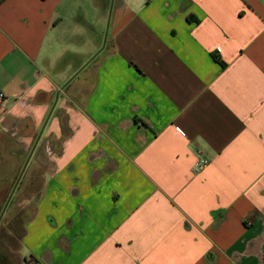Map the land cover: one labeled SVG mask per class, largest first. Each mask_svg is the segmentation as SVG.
<instances>
[{"label": "crops", "instance_id": "crops-1", "mask_svg": "<svg viewBox=\"0 0 264 264\" xmlns=\"http://www.w3.org/2000/svg\"><path fill=\"white\" fill-rule=\"evenodd\" d=\"M0 92L21 264H264V0H0Z\"/></svg>", "mask_w": 264, "mask_h": 264}, {"label": "rangeland", "instance_id": "rangeland-1", "mask_svg": "<svg viewBox=\"0 0 264 264\" xmlns=\"http://www.w3.org/2000/svg\"><path fill=\"white\" fill-rule=\"evenodd\" d=\"M83 3L84 0H81ZM108 13L110 7H108ZM12 187V185H11ZM11 189V188H10ZM5 194V199L10 192ZM4 200L0 201V212ZM17 201V200H16ZM22 201V200H21ZM16 204V203H15ZM17 205V204H16ZM32 206L19 210L17 214H4L0 220V264H21L22 252L20 251V238L23 233L25 221L28 219ZM21 252V253H20Z\"/></svg>", "mask_w": 264, "mask_h": 264}, {"label": "built area", "instance_id": "built-area-1", "mask_svg": "<svg viewBox=\"0 0 264 264\" xmlns=\"http://www.w3.org/2000/svg\"><path fill=\"white\" fill-rule=\"evenodd\" d=\"M3 98H4V94L0 92V102L3 100ZM208 162L209 160L206 158H199L195 163V165L193 166V171L198 172L202 170L204 167L207 166Z\"/></svg>", "mask_w": 264, "mask_h": 264}, {"label": "water", "instance_id": "water-1", "mask_svg": "<svg viewBox=\"0 0 264 264\" xmlns=\"http://www.w3.org/2000/svg\"><path fill=\"white\" fill-rule=\"evenodd\" d=\"M110 9H111V5H110ZM109 13H110V12H109ZM25 164H26V163H25ZM24 167H25V166H23V169H24ZM23 169L21 170V173H22ZM21 173H20V175H21ZM15 186H16V184H15ZM15 186L13 187L12 192H13ZM12 192H11V194L9 195V197L7 198L6 203H5V206H6V204L9 202V199H10V197H11V195H12ZM3 211H4V208L2 209V212H1L0 215H2Z\"/></svg>", "mask_w": 264, "mask_h": 264}, {"label": "flooded vegetation", "instance_id": "flooded-vegetation-1", "mask_svg": "<svg viewBox=\"0 0 264 264\" xmlns=\"http://www.w3.org/2000/svg\"><path fill=\"white\" fill-rule=\"evenodd\" d=\"M2 212V211H1ZM1 212H0V214H1ZM3 217V214L2 215H0V220H1V218Z\"/></svg>", "mask_w": 264, "mask_h": 264}, {"label": "trees", "instance_id": "trees-1", "mask_svg": "<svg viewBox=\"0 0 264 264\" xmlns=\"http://www.w3.org/2000/svg\"><path fill=\"white\" fill-rule=\"evenodd\" d=\"M25 264H28L27 261L25 262Z\"/></svg>", "mask_w": 264, "mask_h": 264}]
</instances>
